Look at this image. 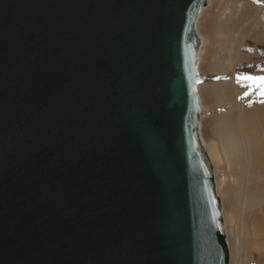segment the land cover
<instances>
[{"label":"water","instance_id":"1","mask_svg":"<svg viewBox=\"0 0 264 264\" xmlns=\"http://www.w3.org/2000/svg\"><path fill=\"white\" fill-rule=\"evenodd\" d=\"M209 0H0V264H229L199 135Z\"/></svg>","mask_w":264,"mask_h":264},{"label":"rangeland","instance_id":"2","mask_svg":"<svg viewBox=\"0 0 264 264\" xmlns=\"http://www.w3.org/2000/svg\"><path fill=\"white\" fill-rule=\"evenodd\" d=\"M230 1L236 4L234 8ZM255 4L254 0H214V7L211 5L202 24L207 42L202 63V93L206 107L204 126L210 128V136H206L215 150L221 190L225 204L229 206L225 208L232 239V264H264V228H259L256 215L264 205L249 206L248 198L258 195L264 198V170H256L254 175L252 171L248 175L234 171L230 159L213 140L212 122L227 107L230 99L234 107L240 101L235 93L236 84L244 100L243 121L252 132L256 130L264 137V96L260 95V89L253 82L237 80L243 76H264V29L251 22L256 14L250 15ZM228 18H232L230 22H227ZM234 20L236 24L230 25ZM211 22H216L217 27ZM231 64L236 67L235 80L229 77ZM236 110L240 120V111ZM234 183L232 190L228 185ZM243 187L242 196H238ZM250 190L255 193L250 194ZM239 244L241 250L238 249Z\"/></svg>","mask_w":264,"mask_h":264},{"label":"bare ground","instance_id":"3","mask_svg":"<svg viewBox=\"0 0 264 264\" xmlns=\"http://www.w3.org/2000/svg\"><path fill=\"white\" fill-rule=\"evenodd\" d=\"M255 1V8H253L250 12L251 14H256L254 18L251 19V22H254L256 26L262 27L264 29V0H254ZM214 0H209L208 3L205 6H202L199 16L197 18L196 24H195V31L197 35L200 38V48L198 51V60H197V69L199 73V81L196 85V95L198 98V104L200 107V114H199V127H198V135L200 139V143L202 148L206 151L207 158L209 159L212 168H213V174H214V180H215V191L216 196L219 200V204L221 206V215H222V225L224 233L227 236V242L229 246L230 251V263L232 264V239L230 238V226H229V218L227 217L226 213V205L225 204L224 196L222 194L221 190V182L219 179V168H218V160L215 156V150L212 144L208 141V138L206 136H210V128L204 126V121L206 119V107L205 102L203 100V93H202V81H203V74H202V67H203V57L206 47V40L204 37V31L202 28L203 20L205 18V15L210 11L211 5L213 6ZM230 6L233 8L236 4H232L230 1ZM242 5V4H241ZM214 7V6H213ZM242 7V6H240ZM231 9V8H230ZM232 10V9H231ZM233 11V10H232ZM227 22H230V18H228ZM226 22V21H225ZM213 25L215 24V28L217 27L216 22H211ZM236 24V21H232L230 25ZM248 24V21H247ZM232 27V26H231ZM231 64V72H229V77L232 80H235L236 77V71L235 66ZM224 76V74H223ZM236 86V94L238 99L240 101L237 102V104L233 105L232 100L230 99L228 102L227 107H225L221 114L212 122V135L213 140L218 143L221 148L222 152L224 151L225 155L230 159V164L233 167L234 171H238V174L243 173L245 175H248L249 172L254 175V171L256 170H264V137L261 136V134L258 131H251L249 128V125L243 121L242 116V107L244 100L240 96L238 92V86ZM237 109L240 111V120L239 115L237 112ZM251 126V124H250ZM208 130V133L206 131ZM208 136V137H209ZM232 175V174H231ZM234 184L228 185L232 190H234ZM223 189V188H222ZM229 188L227 187V190ZM226 191V189H225ZM244 191V187L241 188V190L238 192V196H242V193ZM253 190H250V194H254L255 192H252ZM227 197H225L226 199ZM249 206H255L258 203H261V205H264V198L261 197V195L251 197L249 196ZM227 203V202H226ZM251 203V205H250ZM249 208V207H248ZM249 210V209H248ZM259 212H256L257 215V224L259 225V228H264V209ZM264 236V231H262ZM263 246V244H262ZM238 249H242V246L239 244ZM262 249V248H261ZM263 250V249H262ZM261 262V261H258ZM260 264V263H259Z\"/></svg>","mask_w":264,"mask_h":264},{"label":"snow or ice","instance_id":"4","mask_svg":"<svg viewBox=\"0 0 264 264\" xmlns=\"http://www.w3.org/2000/svg\"><path fill=\"white\" fill-rule=\"evenodd\" d=\"M238 82L240 80H246L253 82L257 88L260 89V95L264 96V76H243L237 77Z\"/></svg>","mask_w":264,"mask_h":264}]
</instances>
